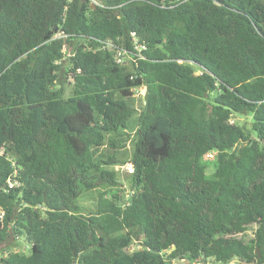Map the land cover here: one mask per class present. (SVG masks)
<instances>
[{"label":"trees","instance_id":"obj_1","mask_svg":"<svg viewBox=\"0 0 264 264\" xmlns=\"http://www.w3.org/2000/svg\"><path fill=\"white\" fill-rule=\"evenodd\" d=\"M96 1L0 0V241L30 245L0 264H264V0ZM109 40L146 48L126 68Z\"/></svg>","mask_w":264,"mask_h":264},{"label":"rangeland","instance_id":"obj_2","mask_svg":"<svg viewBox=\"0 0 264 264\" xmlns=\"http://www.w3.org/2000/svg\"><path fill=\"white\" fill-rule=\"evenodd\" d=\"M80 39H70L67 41L65 45V53L67 55H70L72 52L73 47L75 44L81 42ZM126 62L123 63L124 67L128 68L131 65V60L128 55L125 56ZM197 68V72H198ZM57 85L60 86L64 92L65 96H70L73 93L74 88V80L66 74V69L64 68L59 73V79L57 81ZM143 96H144V88H140L139 90H135V93L132 97V102L134 106L137 109L136 114L134 115L133 121L131 123V132L132 137L127 142V146L119 152L121 155V158L125 160L124 163H120L118 165H115V168L118 170L119 175V181L121 182V188L124 190V195L126 198H128L131 194V186H130V180L129 175L130 172L133 170V164L130 161L131 160V154L134 148V139L138 128V114L143 108ZM210 109H207L204 111L203 116H209ZM252 117L250 114H236L234 116H231L229 118L230 124L233 126L234 129H240L243 130L246 133L251 132V126H252ZM202 163L205 166L207 173H212L217 165V158L215 155L212 156H206L205 159L202 160ZM93 200L90 197H86L84 199V203L87 207L92 206ZM258 226V223H253L246 229L244 232L235 234L234 236L237 238H241L245 241H249L251 238L255 236V231ZM143 237L136 234L134 231V239L130 246V251H133L139 247H141ZM13 252H20V253H30V245L26 242L25 238L17 233L15 230H10L9 236L4 240L0 241V256H7L10 253ZM171 264H205L202 262H194L187 259H175V260H168ZM242 260L239 257H234L231 261L228 263H221V264H240Z\"/></svg>","mask_w":264,"mask_h":264},{"label":"built area","instance_id":"obj_3","mask_svg":"<svg viewBox=\"0 0 264 264\" xmlns=\"http://www.w3.org/2000/svg\"><path fill=\"white\" fill-rule=\"evenodd\" d=\"M95 3H99L98 1L94 0ZM103 46L108 48L109 50H113L115 52V58L116 61L119 63H125L126 59L125 56L128 55L130 57V60L135 61L138 57H142L141 50L146 48L145 43H136L134 46V51L128 50L125 47H119L117 44H115L112 40L104 41ZM140 89V88H139ZM136 89V90H139ZM213 153H209L208 156H212ZM0 156H6L7 158H11L10 153L8 152L5 145L0 146ZM5 216V212L3 208L0 206V220H2Z\"/></svg>","mask_w":264,"mask_h":264}]
</instances>
